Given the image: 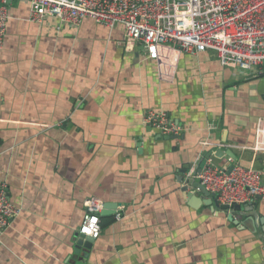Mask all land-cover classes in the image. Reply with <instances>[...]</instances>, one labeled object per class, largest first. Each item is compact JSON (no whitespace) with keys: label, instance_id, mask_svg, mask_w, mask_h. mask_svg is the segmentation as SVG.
Segmentation results:
<instances>
[{"label":"crops","instance_id":"crops-1","mask_svg":"<svg viewBox=\"0 0 264 264\" xmlns=\"http://www.w3.org/2000/svg\"><path fill=\"white\" fill-rule=\"evenodd\" d=\"M9 10L0 180L20 213L0 239V264H74L90 198L118 203L120 216L109 214L85 264H264V200L225 210L186 177L211 152L221 167L258 169L264 186V72L223 66L211 50L160 67L125 48L121 26L31 21L26 0ZM149 109L181 134L148 126Z\"/></svg>","mask_w":264,"mask_h":264},{"label":"built area","instance_id":"built-area-1","mask_svg":"<svg viewBox=\"0 0 264 264\" xmlns=\"http://www.w3.org/2000/svg\"><path fill=\"white\" fill-rule=\"evenodd\" d=\"M31 21L53 18L58 26L76 27L85 19L124 29L125 48L140 46L145 56L162 66L175 67L178 52L211 50L223 66L240 71L264 72V0H26ZM10 18L9 0H0V49L5 43ZM159 67V68H160ZM145 123L165 136H179L183 127L168 113L149 109ZM263 128L257 130V149ZM187 178L196 179L222 204L250 205L264 200L261 172L235 164L231 170L211 157L200 172L191 168ZM76 231L96 239L101 234L103 203L88 199ZM20 207L0 180V239ZM116 217L120 213L115 212Z\"/></svg>","mask_w":264,"mask_h":264},{"label":"water","instance_id":"water-1","mask_svg":"<svg viewBox=\"0 0 264 264\" xmlns=\"http://www.w3.org/2000/svg\"><path fill=\"white\" fill-rule=\"evenodd\" d=\"M229 153V152H228ZM212 153L210 152L208 155L205 156V158H203L200 163H199V168L197 169V172H200L202 167L204 166L206 159L208 157H210ZM224 154V151L222 150H217L215 152V156L221 157ZM233 167L230 166L228 168V170H231V168ZM194 185H196V188H198V190H200L203 194L210 196L212 198H214V194L210 193L209 191H207L204 186L202 184H200L199 182H195ZM187 188V187H185ZM203 197V195L201 196ZM210 202H214V204L216 206L217 205L215 199H211ZM119 206L118 203H114V202H105L103 203V209L100 213V215H109V214H114L117 211V207ZM220 207L222 209L225 210H230V209H234V210H240L244 208V205H240V204H231V205H227V204H222L220 205ZM229 218H231V215H229ZM94 242V239L92 237L89 236H85L82 233H79L77 235V233H75V237H74V247H73V252H72V257L73 259H75V263L74 264H85L86 259L89 256V251L91 249V246ZM85 248L86 251H82V249Z\"/></svg>","mask_w":264,"mask_h":264},{"label":"trees","instance_id":"trees-1","mask_svg":"<svg viewBox=\"0 0 264 264\" xmlns=\"http://www.w3.org/2000/svg\"><path fill=\"white\" fill-rule=\"evenodd\" d=\"M58 26V23L55 19L51 18ZM94 22V21H93ZM95 23V22H94ZM97 24V23H96ZM99 25V24H98ZM59 27V26H58ZM63 27V26H62ZM61 27V28H62ZM66 27V26H64ZM60 28V27H59ZM108 216H111V215H100V226H101V229L105 226H107L109 223H111V221L113 220V218H108Z\"/></svg>","mask_w":264,"mask_h":264}]
</instances>
